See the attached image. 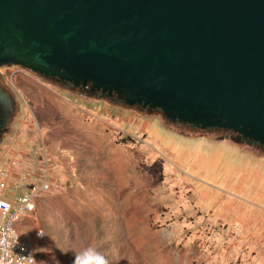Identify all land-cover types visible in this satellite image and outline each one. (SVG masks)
Masks as SVG:
<instances>
[{"label":"rangeland","instance_id":"1","mask_svg":"<svg viewBox=\"0 0 264 264\" xmlns=\"http://www.w3.org/2000/svg\"><path fill=\"white\" fill-rule=\"evenodd\" d=\"M0 81L16 100L0 168L23 158L25 191L44 178L50 183L36 214L24 221L28 229H18L32 235L39 264H75L89 248L107 264H264L262 245L245 242L240 223L203 208L196 186L217 190L219 183L178 165L171 152L192 140L183 135L227 140L257 155L259 148L239 135L165 122L161 113L18 65L2 66Z\"/></svg>","mask_w":264,"mask_h":264},{"label":"water","instance_id":"2","mask_svg":"<svg viewBox=\"0 0 264 264\" xmlns=\"http://www.w3.org/2000/svg\"><path fill=\"white\" fill-rule=\"evenodd\" d=\"M9 64L264 145V0H0Z\"/></svg>","mask_w":264,"mask_h":264},{"label":"crops","instance_id":"3","mask_svg":"<svg viewBox=\"0 0 264 264\" xmlns=\"http://www.w3.org/2000/svg\"><path fill=\"white\" fill-rule=\"evenodd\" d=\"M183 136L192 140L171 148L178 165L220 185L217 190L207 183L196 186L203 208L219 220L240 223L246 234L243 240L254 248V243L261 244L264 249V155L232 142L227 145L223 142L227 140ZM29 218L18 224L20 231L28 229L24 221Z\"/></svg>","mask_w":264,"mask_h":264},{"label":"built area","instance_id":"4","mask_svg":"<svg viewBox=\"0 0 264 264\" xmlns=\"http://www.w3.org/2000/svg\"><path fill=\"white\" fill-rule=\"evenodd\" d=\"M23 158H14L0 168V264H39L32 235H20L18 224L37 212L40 197L50 189L47 178L30 183ZM18 180L13 187L12 179ZM44 238L43 229L36 230Z\"/></svg>","mask_w":264,"mask_h":264},{"label":"trees","instance_id":"5","mask_svg":"<svg viewBox=\"0 0 264 264\" xmlns=\"http://www.w3.org/2000/svg\"><path fill=\"white\" fill-rule=\"evenodd\" d=\"M93 94H96V93H93ZM103 96H106L107 98H109V99H111V100H114V101H117V102H119V103H122V104H125L123 101H121L120 99H118L116 96H107V95H103ZM125 105H127V104H125ZM130 106V105H129ZM135 107H140V108H142L141 106H135ZM145 109H148L150 112H153V113H160V111L158 110V109H151V108H145ZM164 120H165V122H169V123H172V124H181V125H184V126H188V127H193V126H191V125H189V124H183V123H179V122H173V121H171V120H169V119H166V118H164ZM193 128H196V129H201V128H198V127H193ZM201 130H204V131H206V132H223L225 135L227 134H234V135H239L238 133H235V132H233V131H231V130H228V129H225V128H209V129H201ZM240 136V135H239ZM241 137V136H240ZM241 139H242V137H241ZM243 140V142H244V144H248L249 146H251V147H257V148H259L260 149V155H264V145H261L260 143H256V144H252L250 141H245L244 139H242ZM241 149H244V148H246V147H244V146H242L241 144H237ZM244 150H249V149H244ZM251 151H253V150H251ZM255 154H257L256 153V151H253Z\"/></svg>","mask_w":264,"mask_h":264},{"label":"clouds","instance_id":"6","mask_svg":"<svg viewBox=\"0 0 264 264\" xmlns=\"http://www.w3.org/2000/svg\"><path fill=\"white\" fill-rule=\"evenodd\" d=\"M75 264H107V262L94 249L89 248L76 256Z\"/></svg>","mask_w":264,"mask_h":264},{"label":"flooded vegetation","instance_id":"7","mask_svg":"<svg viewBox=\"0 0 264 264\" xmlns=\"http://www.w3.org/2000/svg\"><path fill=\"white\" fill-rule=\"evenodd\" d=\"M47 77L51 78V79L54 80L56 83L65 84V85H67L68 87H73L74 89H80V90H83V91H85V92H86V91H89V92H91V93H95V92L91 91L89 88H84V87H81V86H74L73 84H71V83H69V82H67V81H64V80L59 79L58 77H52V76H47ZM96 94H100V93H96ZM100 95H103V94H100ZM110 97H111V96H110ZM141 109H145V108H141ZM5 129H6V127L3 128V129L1 130V135L3 134V132H4Z\"/></svg>","mask_w":264,"mask_h":264}]
</instances>
